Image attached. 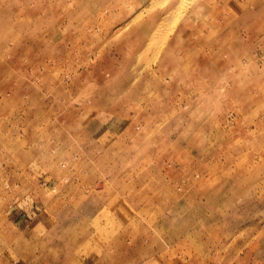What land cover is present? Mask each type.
Here are the masks:
<instances>
[{"label":"rangeland","instance_id":"obj_1","mask_svg":"<svg viewBox=\"0 0 264 264\" xmlns=\"http://www.w3.org/2000/svg\"><path fill=\"white\" fill-rule=\"evenodd\" d=\"M0 264H264V0H0Z\"/></svg>","mask_w":264,"mask_h":264},{"label":"bare ground","instance_id":"obj_2","mask_svg":"<svg viewBox=\"0 0 264 264\" xmlns=\"http://www.w3.org/2000/svg\"><path fill=\"white\" fill-rule=\"evenodd\" d=\"M146 11V10H145ZM141 15H142V13H141ZM138 19V18H137Z\"/></svg>","mask_w":264,"mask_h":264}]
</instances>
